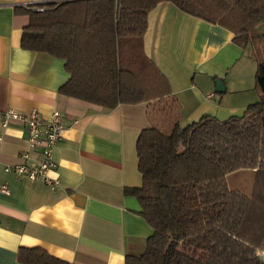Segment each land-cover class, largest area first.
Here are the masks:
<instances>
[{
    "label": "crops",
    "instance_id": "crops-1",
    "mask_svg": "<svg viewBox=\"0 0 264 264\" xmlns=\"http://www.w3.org/2000/svg\"><path fill=\"white\" fill-rule=\"evenodd\" d=\"M38 1L0 0V264H24L18 258L22 247L42 248L75 264H124L127 255L143 253L152 233L138 199L125 192L142 183L136 142L144 128L163 130L166 114L151 111L148 102L109 109L63 94L59 88L70 76L64 60L21 46L28 16L20 9ZM233 36L169 1L149 12L144 52L177 103L168 133L175 123L187 125L203 115H243L259 100L256 60ZM218 79L224 82L220 92ZM9 108H36L44 122L61 113L63 130L53 147L57 166L49 172L57 184L7 169L42 158L39 146L21 158L29 132L17 120L3 126Z\"/></svg>",
    "mask_w": 264,
    "mask_h": 264
},
{
    "label": "trees",
    "instance_id": "trees-1",
    "mask_svg": "<svg viewBox=\"0 0 264 264\" xmlns=\"http://www.w3.org/2000/svg\"><path fill=\"white\" fill-rule=\"evenodd\" d=\"M169 1L182 11L233 32L253 47L259 100L224 120L203 115L166 133L152 126L136 142L140 186L126 187L152 227L145 250L124 264H264V0H68L27 14L21 46L64 60L60 91L114 108L148 102L167 114L177 103L144 52L148 14ZM240 169L254 171L250 195L228 186ZM24 264H75L42 248L22 247Z\"/></svg>",
    "mask_w": 264,
    "mask_h": 264
},
{
    "label": "built area",
    "instance_id": "built-area-1",
    "mask_svg": "<svg viewBox=\"0 0 264 264\" xmlns=\"http://www.w3.org/2000/svg\"><path fill=\"white\" fill-rule=\"evenodd\" d=\"M68 0H41L30 3V8L35 11L46 10L48 5L54 2H62ZM61 113L54 111L49 121L44 122L43 118L36 108L29 112L19 111L13 108L2 113V123L6 127L12 120H17L23 124L28 132L27 150L21 154V158L25 159L30 152L37 146L41 147L42 158L36 165H27L20 162L7 167L8 170L17 174H22L30 180L43 178L44 180L53 184L58 183V179L52 180L49 177V172L56 168L57 164L53 159V147L60 138L63 130L61 122ZM4 192H9L7 186H2Z\"/></svg>",
    "mask_w": 264,
    "mask_h": 264
},
{
    "label": "rangeland",
    "instance_id": "rangeland-1",
    "mask_svg": "<svg viewBox=\"0 0 264 264\" xmlns=\"http://www.w3.org/2000/svg\"><path fill=\"white\" fill-rule=\"evenodd\" d=\"M260 33L264 36V25L261 26L260 28ZM264 42V39H263ZM249 50L252 51L253 54V47L249 46L248 47ZM173 114H175L174 112H170L166 115H162L163 116V121H162V131H165L166 133H168L169 130H165L168 129V125L170 124V122L174 121ZM227 181H228V186L232 189V190H237L240 191L244 194L250 195V193L252 192L253 189V183H254V171L252 169H240L237 170L235 172H232L228 175L227 177ZM262 253L260 252V255Z\"/></svg>",
    "mask_w": 264,
    "mask_h": 264
},
{
    "label": "water",
    "instance_id": "water-1",
    "mask_svg": "<svg viewBox=\"0 0 264 264\" xmlns=\"http://www.w3.org/2000/svg\"><path fill=\"white\" fill-rule=\"evenodd\" d=\"M217 91H223L224 90V82L221 79L217 80V87H216ZM261 258L264 260V252L260 255Z\"/></svg>",
    "mask_w": 264,
    "mask_h": 264
}]
</instances>
